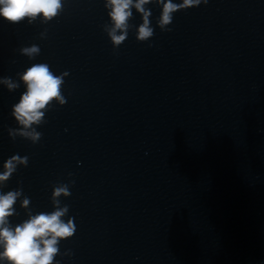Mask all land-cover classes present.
Wrapping results in <instances>:
<instances>
[{"label": "clouds", "instance_id": "1", "mask_svg": "<svg viewBox=\"0 0 264 264\" xmlns=\"http://www.w3.org/2000/svg\"><path fill=\"white\" fill-rule=\"evenodd\" d=\"M150 0H138L134 7L144 13L143 24L138 29V39L145 40L152 36L153 29L149 27L148 15L143 5ZM163 3V0H160ZM201 0H183L181 4H174L171 0L163 3L161 26L171 22V13L181 8L198 6ZM207 4L208 0H204ZM109 13L114 23V28L109 33L114 44L119 45L126 38L127 21L132 16L131 7L133 0H108ZM62 8L61 0H0V18L4 21L17 24L28 18L29 23L39 14H43L45 19H50L58 14ZM116 30H122V34L116 35ZM170 31V29L168 30ZM28 56L39 53V48L32 46L22 49ZM21 79L27 86V90L21 95L19 103L14 106L13 115L15 119L25 129L33 123H39L44 109L53 99H59L63 103L60 87L63 83L61 76L54 75L49 66L44 63L34 64L22 75ZM8 88L14 89L16 84L10 80H4ZM10 133L12 130H9ZM31 135L32 139L38 140L40 133H23ZM27 158L21 159L18 155L12 156L4 163L5 171L0 173V182L6 181L16 169L17 163H26ZM61 193L68 194L66 187H59L55 190V195ZM20 195L17 191H9L0 194V246L4 251L0 252V259H6L9 264H52L58 252L57 244L61 238H68L73 235L75 228L71 220L65 223L61 217L67 211V207L56 210L52 213H40L32 216L23 224L14 229L6 226L7 218L13 214V205ZM28 199L23 201L26 206ZM58 203V202H57Z\"/></svg>", "mask_w": 264, "mask_h": 264}]
</instances>
